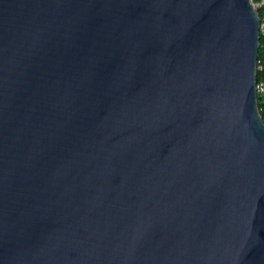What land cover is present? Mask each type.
<instances>
[{
	"label": "water",
	"instance_id": "obj_1",
	"mask_svg": "<svg viewBox=\"0 0 264 264\" xmlns=\"http://www.w3.org/2000/svg\"><path fill=\"white\" fill-rule=\"evenodd\" d=\"M263 3L0 0V264H264Z\"/></svg>",
	"mask_w": 264,
	"mask_h": 264
},
{
	"label": "trees",
	"instance_id": "obj_2",
	"mask_svg": "<svg viewBox=\"0 0 264 264\" xmlns=\"http://www.w3.org/2000/svg\"><path fill=\"white\" fill-rule=\"evenodd\" d=\"M254 3L261 4L264 0H253ZM259 13L261 17V24H264V3L259 8ZM261 46L259 49V64H258V73H257V83L262 86L264 89V31L261 30ZM258 105L260 108L261 115L264 120V91L258 92Z\"/></svg>",
	"mask_w": 264,
	"mask_h": 264
},
{
	"label": "built area",
	"instance_id": "obj_3",
	"mask_svg": "<svg viewBox=\"0 0 264 264\" xmlns=\"http://www.w3.org/2000/svg\"><path fill=\"white\" fill-rule=\"evenodd\" d=\"M261 30H263L264 31V24H261ZM263 92L264 91V89H263V87L262 86H260V85H258V92Z\"/></svg>",
	"mask_w": 264,
	"mask_h": 264
}]
</instances>
